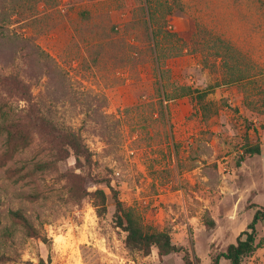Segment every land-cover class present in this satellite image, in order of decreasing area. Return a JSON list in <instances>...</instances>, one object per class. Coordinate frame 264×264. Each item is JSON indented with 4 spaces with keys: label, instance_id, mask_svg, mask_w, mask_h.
<instances>
[{
    "label": "rangeland",
    "instance_id": "rangeland-1",
    "mask_svg": "<svg viewBox=\"0 0 264 264\" xmlns=\"http://www.w3.org/2000/svg\"><path fill=\"white\" fill-rule=\"evenodd\" d=\"M102 178L192 261L237 241L264 208V0H0V264H185L126 247Z\"/></svg>",
    "mask_w": 264,
    "mask_h": 264
},
{
    "label": "trees",
    "instance_id": "trees-1",
    "mask_svg": "<svg viewBox=\"0 0 264 264\" xmlns=\"http://www.w3.org/2000/svg\"><path fill=\"white\" fill-rule=\"evenodd\" d=\"M155 35V34H154ZM156 38V35H155ZM44 129L51 126L49 135L53 138L55 147H58L75 158L76 164L81 168H90L92 166V154L83 143L81 136L71 128L66 130H58L53 127L50 122L39 118ZM246 154L255 155L260 153L259 147H249ZM106 179V180H105ZM101 181H107L108 187L113 191L115 201L114 223L125 234V245L129 250L140 252L147 256L156 250L160 257L168 256L172 253H183L185 264H200L199 260L192 261L188 251L173 243L172 237L168 232L148 229L136 212L126 206L118 197V193L111 187V183L107 178ZM101 183V182H100ZM95 198L96 207L100 216L106 212L107 194L103 189H97L92 193ZM0 199V206H1ZM11 216L19 220L21 223L29 227L28 219L21 211L11 212ZM264 222V208H259L254 213L252 221L241 232L235 243L229 244L225 250L219 252L213 257L212 264H220L221 259L228 260L231 264H243L245 259L252 256L261 246L262 241L258 239L257 225ZM45 243L47 239L44 238ZM42 263H44L42 261Z\"/></svg>",
    "mask_w": 264,
    "mask_h": 264
},
{
    "label": "crops",
    "instance_id": "crops-1",
    "mask_svg": "<svg viewBox=\"0 0 264 264\" xmlns=\"http://www.w3.org/2000/svg\"><path fill=\"white\" fill-rule=\"evenodd\" d=\"M247 224H245L242 229L239 231V235L246 228ZM259 241H262V246L248 258L250 264H264V230L261 233H258Z\"/></svg>",
    "mask_w": 264,
    "mask_h": 264
}]
</instances>
